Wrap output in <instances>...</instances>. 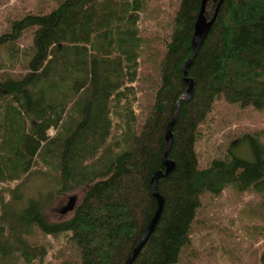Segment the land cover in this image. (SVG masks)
Wrapping results in <instances>:
<instances>
[{
    "label": "trees",
    "instance_id": "obj_1",
    "mask_svg": "<svg viewBox=\"0 0 264 264\" xmlns=\"http://www.w3.org/2000/svg\"><path fill=\"white\" fill-rule=\"evenodd\" d=\"M219 1L206 0V19L218 9L186 66L195 85L171 127L174 167L156 186L162 210L131 264L176 261L203 196L228 186L264 195L263 126L233 131L223 155L199 166V126L218 99L264 113V0ZM200 5L179 0L164 43L142 32L145 0H61L0 32V61L27 60L18 73L0 72V264L124 262L156 207L150 178L164 169L166 126L187 86L181 66ZM28 28L27 54L18 38ZM143 54L153 55L154 71L140 122ZM71 190L74 208L51 218L48 209ZM36 234L59 239L51 259L53 247Z\"/></svg>",
    "mask_w": 264,
    "mask_h": 264
},
{
    "label": "rangeland",
    "instance_id": "obj_2",
    "mask_svg": "<svg viewBox=\"0 0 264 264\" xmlns=\"http://www.w3.org/2000/svg\"><path fill=\"white\" fill-rule=\"evenodd\" d=\"M60 1L0 0V32L9 27L13 18L27 12L51 10ZM145 2L147 7L139 13L142 32L151 31L164 43L169 38L171 18L179 0ZM32 30L33 28L26 29L18 38L21 51L27 54L32 43ZM152 56H141L137 82L142 91L138 93V102L134 104L135 111L139 114L138 121L147 110L146 94L151 91V77H148V73L154 71L150 59ZM26 61L24 58L20 61L12 59L13 64L10 63L9 66L0 61V72L5 69L18 73L23 70ZM262 126L264 127V113L258 114L249 106L242 108L222 98L218 99L206 121L199 126L200 132L195 143L199 166H206L211 158L223 155L227 141L232 133L235 134L233 131L239 133L244 129ZM54 132V128H49V134ZM239 150L246 158H251L247 144H242ZM75 192L68 191L54 202L48 209L51 218L65 215L59 212V208ZM32 238L53 247L46 258L51 259L50 253L57 247L59 239L49 234H36ZM169 264H264V195L250 189L241 192L228 186L219 195L203 196L190 228V241L181 246L177 260Z\"/></svg>",
    "mask_w": 264,
    "mask_h": 264
},
{
    "label": "water",
    "instance_id": "obj_3",
    "mask_svg": "<svg viewBox=\"0 0 264 264\" xmlns=\"http://www.w3.org/2000/svg\"><path fill=\"white\" fill-rule=\"evenodd\" d=\"M221 1V0H220ZM219 1V3H220ZM206 0H201L200 10L198 13V16L195 21L194 30L191 36V47L192 51L189 54V56L186 58V60L183 62L181 69H182V77L183 80L186 82L187 86L185 90L177 97L175 102V111L170 118V120L167 123L166 126V145L162 153V162L164 165V169L159 168L153 171L151 178H150V186H151V192L153 196L156 198V207L153 212V215L151 216L150 220L148 221L147 225L145 226L144 230L134 243L130 253L127 255L126 259L122 264H131L133 259L138 255L143 245L148 240L151 232L153 231L157 220L159 218L160 212L162 210V205L164 202L163 196L156 190L157 181L159 177L166 176L174 167V162L172 159L167 158L168 150L172 143V131L171 127L175 120V117L177 115L178 109H179V102L181 99L188 100L190 96L193 93L194 90V79L190 76H187L186 72V66L190 63L192 57L196 54L199 46L201 45L204 37L206 36L213 20L215 17V13L218 9V6L216 7L214 15L210 19H206L203 16V10L205 7ZM77 196L76 194H70L67 198V201L59 208L60 213H66L74 208V205L76 203Z\"/></svg>",
    "mask_w": 264,
    "mask_h": 264
}]
</instances>
